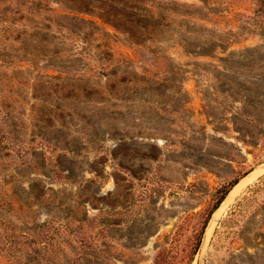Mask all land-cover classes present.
Returning a JSON list of instances; mask_svg holds the SVG:
<instances>
[{"label":"rangeland","instance_id":"obj_1","mask_svg":"<svg viewBox=\"0 0 264 264\" xmlns=\"http://www.w3.org/2000/svg\"><path fill=\"white\" fill-rule=\"evenodd\" d=\"M260 166L264 0H0V264H264Z\"/></svg>","mask_w":264,"mask_h":264},{"label":"bare ground","instance_id":"obj_2","mask_svg":"<svg viewBox=\"0 0 264 264\" xmlns=\"http://www.w3.org/2000/svg\"><path fill=\"white\" fill-rule=\"evenodd\" d=\"M262 172H264V166H260L256 168L254 171H252L249 175L244 177L240 182L233 188V190L229 193L225 201L222 203V205L215 211V213L212 216L211 221L209 222L207 229L204 234L203 239V249H206V244L213 232V229L218 222L220 216L225 212L227 207L231 204V202L236 198L238 193L253 179H255L257 176H259Z\"/></svg>","mask_w":264,"mask_h":264},{"label":"trees","instance_id":"obj_3","mask_svg":"<svg viewBox=\"0 0 264 264\" xmlns=\"http://www.w3.org/2000/svg\"><path fill=\"white\" fill-rule=\"evenodd\" d=\"M237 183H238V182L235 181L233 184H231L230 189H232ZM230 189H228V190L224 193V195L221 197V200L219 201V203H220V202L224 199V197L228 194V192L230 191Z\"/></svg>","mask_w":264,"mask_h":264},{"label":"water","instance_id":"obj_4","mask_svg":"<svg viewBox=\"0 0 264 264\" xmlns=\"http://www.w3.org/2000/svg\"><path fill=\"white\" fill-rule=\"evenodd\" d=\"M242 179H243V178H242ZM242 179H241V180H242ZM239 182H240V181H239ZM239 182H238V183H239ZM238 183H237V184H238ZM237 184H236V185H237ZM236 185H235V186H236ZM235 186H234V187H235ZM234 187H233V188H234ZM233 188L229 191V193L233 190ZM229 193H228V195H229ZM228 195H227V196H228ZM227 196H226V198H227ZM226 198H225V199H226ZM225 199H224V201H225ZM224 201H223V202H224Z\"/></svg>","mask_w":264,"mask_h":264}]
</instances>
